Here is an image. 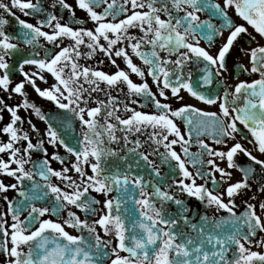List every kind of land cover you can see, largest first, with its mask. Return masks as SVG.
Returning a JSON list of instances; mask_svg holds the SVG:
<instances>
[{
  "label": "snow or ice",
  "instance_id": "1",
  "mask_svg": "<svg viewBox=\"0 0 264 264\" xmlns=\"http://www.w3.org/2000/svg\"><path fill=\"white\" fill-rule=\"evenodd\" d=\"M75 4L0 0V264H264V44L236 48L264 0ZM234 49L255 78L227 83Z\"/></svg>",
  "mask_w": 264,
  "mask_h": 264
},
{
  "label": "flooded vegetation",
  "instance_id": "2",
  "mask_svg": "<svg viewBox=\"0 0 264 264\" xmlns=\"http://www.w3.org/2000/svg\"><path fill=\"white\" fill-rule=\"evenodd\" d=\"M5 2L7 3L8 0H5ZM217 2L222 3L223 0H217ZM68 3L72 4L73 8H76V4H75V0H68ZM13 11L16 12L17 15L21 16L22 19H27L30 20L31 22L35 23L37 17H24L18 10L13 9ZM56 11L58 14H62L64 15L65 19L68 18V12L67 10H63L60 9L59 6H57V8L54 10ZM76 13L78 17H85L86 13L78 8H76ZM0 14H4L6 15V18L9 19L10 21V26H9V30H15L18 26L16 25V22L14 20L13 17L8 16L6 13H4V11L2 9H0ZM229 14L230 16L233 17L234 20H236L238 23H246L244 22L242 19H240L236 14L234 9H229ZM201 18H207V13H202L201 14ZM63 22V21H62ZM250 34V35H249ZM228 35L227 32L224 33V36L226 37ZM252 37H255V40L257 42H259L260 44H264V38H261L250 26H249V33L243 34V39L240 41V44L236 46V48L238 49L239 47H244L245 49H247L248 47H255L256 43H254L252 41ZM223 38H218L217 43L222 42ZM202 44L204 43L203 41L201 42ZM212 51H215V48L212 49ZM97 60H104L105 63L103 65V67L105 68V70H114L112 68V66L109 64V62L107 61V58L104 57L102 54H97V58H94L91 61H82V63H87V64H93L95 65L97 63ZM134 62H136L137 64H141V61H139L138 58L134 57ZM248 62V58L246 56H244L242 53H240L238 50H233L230 54V59L228 60V73H225V78L227 79V83L228 84H235L237 81V77H239V79H251V78H255V74H252V76H249L248 74H241L240 70L237 68V65L240 63H244L247 64ZM118 63H120L121 67H125V65L123 64L122 60H118ZM199 72L196 70L195 67H193V80H197L198 76H199ZM22 79L21 76L17 75L16 76V80ZM49 83L52 82V78L49 76ZM132 79L136 82H140V78L135 76V74H132ZM224 79V78H222ZM149 84H152L151 78H149L148 80ZM38 83L40 84L41 87H45L46 85H44L42 82L38 81ZM27 90L29 93V96L31 98L32 101H34L38 106H40L45 112H50V113H57V109L56 106L54 104H52V102L47 101L45 99L40 98L35 92L34 90L31 89L30 86H27ZM153 91H156L155 86L153 85ZM180 95H182L184 97L183 101H179L176 100L175 98L170 97L169 103H172L173 107H177L179 106L181 103H191L197 107H200L204 110H211V111H217L218 108L217 106H213V105H206L198 100H196L195 98L191 97L190 94H188L186 91L182 90ZM20 98L19 97H15L13 100L8 101L9 103H16ZM144 111H153L154 108L153 106L149 103L146 104L145 107L142 109ZM22 116L27 117L29 115L28 112H25L24 110H21L20 113ZM7 115H5V120H7ZM32 120L34 123L37 124L38 127H40L41 129H43L44 124L42 121H40L37 117H35L34 115L31 116ZM178 123H180L182 129L184 127L183 122L178 121ZM25 129H27V124L24 125ZM242 127V126H241ZM239 139V137H238ZM242 143H244V145L246 147L249 148V150L253 151V154L255 155H259V153H257L251 145H249L247 143L246 140H242ZM196 148L195 146L193 147V151H195ZM51 151V149H50ZM61 153L63 154V149H60ZM34 159L37 158V155L33 156ZM238 163L241 164V166H246L248 163H250V161L248 160V158L243 155V154H239V158H238ZM223 166V165H222ZM53 167L59 168L60 165L58 162L53 161ZM233 180H238L241 177V173L236 170L233 169ZM15 193H10V196H14ZM95 195V194H94ZM100 198V197H98ZM247 197H245L246 199ZM75 210V209H73ZM81 215V217L83 218V213H78ZM66 215V213H65ZM53 219H56V217H53ZM69 232H71L72 234H76L74 229H67Z\"/></svg>",
  "mask_w": 264,
  "mask_h": 264
}]
</instances>
